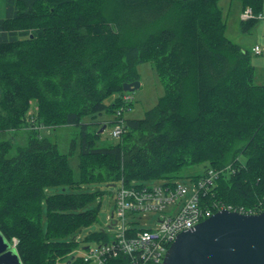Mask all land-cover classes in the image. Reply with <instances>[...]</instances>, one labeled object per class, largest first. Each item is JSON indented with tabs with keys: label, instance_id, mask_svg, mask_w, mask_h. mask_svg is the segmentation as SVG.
<instances>
[{
	"label": "trees",
	"instance_id": "16d2710c",
	"mask_svg": "<svg viewBox=\"0 0 264 264\" xmlns=\"http://www.w3.org/2000/svg\"><path fill=\"white\" fill-rule=\"evenodd\" d=\"M221 1L4 0L0 234L16 241L21 264H86L79 246L106 242L103 231L75 240L97 222L100 202L89 205L106 193L100 185L174 186L183 169L203 166L185 177L195 183L212 172L201 206L264 209V83H254L252 52L227 39ZM227 1L255 16L264 10V0ZM257 20H239L240 31ZM145 62L163 96L143 118L123 119L132 104L123 84L139 81ZM104 112L113 121L95 120ZM119 121V141L99 146V130ZM65 126L80 131L61 154L40 130ZM18 131L26 132L22 146L10 142Z\"/></svg>",
	"mask_w": 264,
	"mask_h": 264
},
{
	"label": "built area",
	"instance_id": "2783aa9c",
	"mask_svg": "<svg viewBox=\"0 0 264 264\" xmlns=\"http://www.w3.org/2000/svg\"><path fill=\"white\" fill-rule=\"evenodd\" d=\"M245 9L240 14V21L259 19ZM252 54L261 55L258 46L251 49ZM122 133V126L117 125L111 136L117 138ZM212 172L193 183L191 196L182 204L170 209L169 215L158 216L157 228L142 229L137 216L148 217L151 213H160L166 207L176 204L188 190L178 183L173 185H150L145 187L119 186L115 194V210L107 218L111 241L104 243L81 244L75 254L86 264H106L112 259H123L127 264H162L165 253L176 236L209 218L215 212L228 210L241 214H257L254 211L233 209L231 206L214 203L201 206L199 203L202 190L207 191L212 181ZM181 202V201H179ZM216 210V211H215ZM215 211V212H214ZM15 247L16 241L13 242Z\"/></svg>",
	"mask_w": 264,
	"mask_h": 264
},
{
	"label": "rangeland",
	"instance_id": "374dc122",
	"mask_svg": "<svg viewBox=\"0 0 264 264\" xmlns=\"http://www.w3.org/2000/svg\"><path fill=\"white\" fill-rule=\"evenodd\" d=\"M225 0L221 1V5L225 4ZM238 4L237 1L232 2V8L224 10L226 15V32L225 35L229 41L232 43L238 44L241 43L243 40L242 45L245 47L257 44V46L262 50L261 55H252L251 56V64L255 67V77L254 83L255 84H263L264 82V10L263 13L260 14V18L257 20L255 26L251 29L250 32L243 33L239 30L238 26L235 28V25L232 24V20L236 15L235 6ZM0 18H3L5 15L4 9V0H0ZM239 32H238V31ZM238 32V33H237ZM240 45V44H239ZM136 71L139 76V88L132 93H128L126 98L131 102V106L129 109L124 110L122 113L123 119H141L144 116V113L150 109H152L157 103L159 98L163 96L164 93V83L160 79V77L156 74L153 63L145 62L138 64L136 66ZM112 99L106 101V103H110ZM99 122H106L109 123L113 121V116L109 113H102L98 115L95 119ZM88 118L84 119V122H88ZM113 125H107V127L103 130L101 134L99 146H108L111 144H116L119 138L111 137V131L113 129ZM92 130H96V127L93 126ZM80 129L74 126H65L59 127L55 129H41L40 133L43 136L48 137L53 141L61 154H67L69 151V146L71 141L77 137ZM12 136V144L13 145H24L26 143V132L25 131H18L13 132ZM10 134L7 135L6 138H9ZM2 140L3 137H0ZM78 150L76 149L74 154L70 157V165L73 170L74 177L78 176ZM204 168L203 166H194V167H187L181 171V179L176 180V182L182 186H185L188 190L187 194L178 200L176 204L172 206L166 207L160 213H151L148 217H140L137 216L136 220L139 221L140 228L142 229H152L155 230L157 228V218L158 216H167L169 215V211L172 208L177 207L182 202L186 201L192 194V186L193 182L189 181V179L185 178L187 176H195L202 174ZM118 186L112 188H106L103 185L99 186V189L105 191L106 193L101 197V199L95 200L94 203L89 205L90 208L97 207L98 202H100L99 210L97 212V222L91 225L88 228L83 229L80 233L75 236L76 241L84 240L88 233L96 232V231H103L106 233V241H111L110 235H113L116 231H108V217L114 212L115 210V192ZM91 190V188H89ZM58 191V189H50V193H54ZM181 201V202H179ZM95 242H90L88 244L93 245Z\"/></svg>",
	"mask_w": 264,
	"mask_h": 264
},
{
	"label": "water",
	"instance_id": "95a60500",
	"mask_svg": "<svg viewBox=\"0 0 264 264\" xmlns=\"http://www.w3.org/2000/svg\"><path fill=\"white\" fill-rule=\"evenodd\" d=\"M138 88L136 81L123 84L122 90L132 93ZM0 264H21L15 247L1 234ZM162 264H264V209L252 215L215 212L194 228L179 233Z\"/></svg>",
	"mask_w": 264,
	"mask_h": 264
},
{
	"label": "crops",
	"instance_id": "0c3cea01",
	"mask_svg": "<svg viewBox=\"0 0 264 264\" xmlns=\"http://www.w3.org/2000/svg\"><path fill=\"white\" fill-rule=\"evenodd\" d=\"M225 1H227V0H225ZM224 8H228V12H229V9H231L232 8V3L231 2H229V1H227V2H225V4L224 5H222ZM241 6L239 5V4H236V6H235V11H236V15H235V17H234V19L232 20V24L233 25H235V28L238 26V23H239V17H240V14H241ZM1 11V10H0ZM227 12V13H228ZM238 28H239V26H238ZM239 30H240V28H239ZM238 31V30H237ZM239 32V31H238ZM237 32V33H238ZM240 42L241 43H238V45L241 47V49H243V50H249V51H251V49L254 47V46H257V44H254V45H251V46H248V47H245L244 45H242V43H243V40L241 41V39H240ZM255 68V67H254ZM264 83V82H263Z\"/></svg>",
	"mask_w": 264,
	"mask_h": 264
},
{
	"label": "bare ground",
	"instance_id": "6f19581e",
	"mask_svg": "<svg viewBox=\"0 0 264 264\" xmlns=\"http://www.w3.org/2000/svg\"><path fill=\"white\" fill-rule=\"evenodd\" d=\"M260 16V15H259ZM261 17V16H260ZM119 116V115H118ZM117 125H121L122 126V123L119 121V122H117V123H115L114 124V126H113V129L112 130H114V128L117 126Z\"/></svg>",
	"mask_w": 264,
	"mask_h": 264
}]
</instances>
